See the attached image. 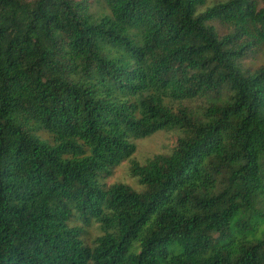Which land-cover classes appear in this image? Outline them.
Listing matches in <instances>:
<instances>
[{"label": "trees", "instance_id": "trees-1", "mask_svg": "<svg viewBox=\"0 0 264 264\" xmlns=\"http://www.w3.org/2000/svg\"><path fill=\"white\" fill-rule=\"evenodd\" d=\"M211 4L0 0V264H264V0Z\"/></svg>", "mask_w": 264, "mask_h": 264}, {"label": "rangeland", "instance_id": "rangeland-1", "mask_svg": "<svg viewBox=\"0 0 264 264\" xmlns=\"http://www.w3.org/2000/svg\"><path fill=\"white\" fill-rule=\"evenodd\" d=\"M211 1V0H210ZM212 0L211 6H213ZM176 138L171 134L160 132L151 138L136 140L137 152L133 156L138 162L142 163L155 154L170 153L176 145ZM131 160L122 163L115 171L114 175L107 179H100L101 184L107 186L123 183L136 187L137 183L130 176ZM93 235H97L96 230H92ZM250 240H255L254 234L249 235Z\"/></svg>", "mask_w": 264, "mask_h": 264}]
</instances>
